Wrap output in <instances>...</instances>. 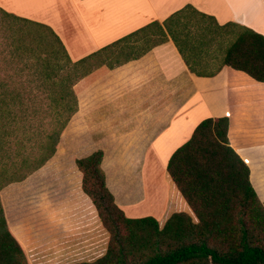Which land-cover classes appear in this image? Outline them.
I'll list each match as a JSON object with an SVG mask.
<instances>
[{
  "label": "crops",
  "instance_id": "obj_1",
  "mask_svg": "<svg viewBox=\"0 0 264 264\" xmlns=\"http://www.w3.org/2000/svg\"><path fill=\"white\" fill-rule=\"evenodd\" d=\"M186 4L219 24L234 22L264 36V0H0L6 12L50 26L72 61ZM73 90L77 111L54 155L35 171L34 186L20 185L26 178L0 189L7 226L31 264L90 262L104 253L107 232L75 164L96 150L103 152L106 186L119 208L143 198L125 197L134 191L128 171L138 170L141 192L142 169L145 181L154 183L145 169L153 167L151 161L158 162L169 189L164 210L154 218L162 223L168 209L184 207L166 164L204 118H228L229 144L248 165L250 183L264 202V82L228 66L197 76L168 39L137 59L94 69ZM165 182L156 202L167 193ZM27 188L35 190L31 201Z\"/></svg>",
  "mask_w": 264,
  "mask_h": 264
},
{
  "label": "trees",
  "instance_id": "obj_2",
  "mask_svg": "<svg viewBox=\"0 0 264 264\" xmlns=\"http://www.w3.org/2000/svg\"><path fill=\"white\" fill-rule=\"evenodd\" d=\"M168 39L197 76L228 66L264 82V36L234 22L219 24L191 4L76 61L50 26L0 8V51L26 71L0 78V189L25 180L54 155L77 111L73 86L79 79L137 59ZM228 127L227 117L204 118L170 155L166 172L184 207L168 209L162 223L124 214L106 186L101 150L76 158L107 244L92 261L73 264H264V202L229 144ZM24 262L25 249L0 202V264Z\"/></svg>",
  "mask_w": 264,
  "mask_h": 264
},
{
  "label": "rangeland",
  "instance_id": "obj_3",
  "mask_svg": "<svg viewBox=\"0 0 264 264\" xmlns=\"http://www.w3.org/2000/svg\"><path fill=\"white\" fill-rule=\"evenodd\" d=\"M0 46H1V42H0ZM12 63L9 62V57L6 56L5 53L0 51V78L5 77L6 75H12V76H21L24 75L26 73V71H21L19 70V65H10ZM10 65V66H8ZM16 67L15 69H11L13 67ZM23 78V76L21 77ZM152 162V166L151 168H145L147 171V176L151 177V179L154 181V183H150V181H145L144 177H143V170L142 169V192L139 190V181H141V177L139 178V174H138V170H133V171H128L127 172V177L128 179H130V183H131V190H134L132 192L129 193H124L125 197L129 196L130 198H132V200L136 199L139 196H142L143 198L141 199V201L139 202H128L130 200H124L127 202H123L124 204H127V206H124L122 209L125 212L126 216L128 217H144V216H152L155 217L157 215H159V213L161 211L164 210L165 208V204H166V197L168 194V184L167 182H165L164 177H163V171L161 169V167L158 165V162ZM35 172L32 173L30 176L27 177V180L25 182H22L20 185H27V186H34L35 184ZM165 182V186L167 189V193L162 196V198H160L159 200H157L156 202V198L157 196L159 197L161 192V185L164 187V182ZM34 188H27L26 190V197L27 200L31 201L34 198ZM27 258V263L31 264L29 257L26 255ZM94 258V257H93ZM23 264H26V262H24Z\"/></svg>",
  "mask_w": 264,
  "mask_h": 264
}]
</instances>
